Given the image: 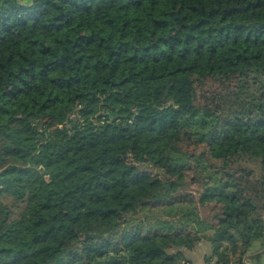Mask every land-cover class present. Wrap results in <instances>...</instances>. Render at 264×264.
Here are the masks:
<instances>
[{"label":"trees","instance_id":"1","mask_svg":"<svg viewBox=\"0 0 264 264\" xmlns=\"http://www.w3.org/2000/svg\"><path fill=\"white\" fill-rule=\"evenodd\" d=\"M203 239L207 263L264 247V0H0V264L192 263Z\"/></svg>","mask_w":264,"mask_h":264},{"label":"rangeland","instance_id":"2","mask_svg":"<svg viewBox=\"0 0 264 264\" xmlns=\"http://www.w3.org/2000/svg\"><path fill=\"white\" fill-rule=\"evenodd\" d=\"M211 86L214 87V86H217V84L211 85ZM211 86H210V84L207 83L205 85V87L203 88V90H205V89L211 90L212 89ZM200 91H201V89H200ZM197 149L200 152V151L203 150V147H199ZM207 161L206 162L210 164V168L209 169H212V170L213 169L214 170L215 169H218L219 170L218 175L219 176H224V172H223L224 166L222 165L221 161L216 160V159H214L212 157H210ZM241 164L244 165V166L253 168L257 176L262 173V168H261V165L259 164L258 161H247V160H243L241 162ZM145 166L153 174H156V175L158 174L160 177H165L166 176V172H164L163 169H158V168H156V167H154L152 165H145ZM193 173H194V169H187L186 170L185 177L187 178L188 182H190V184L188 186V190H190L189 192H192V194H194V195L195 194L198 195L205 188V186L207 185V183H206V185L203 184V183H201L200 182V179L198 177L192 178L193 177ZM209 183H211L210 180L208 181V184ZM212 207H213V204L212 203H208L205 208L207 209V211L208 210L209 211H213ZM158 210H159V213L162 212L163 214H165V212H163V209H161V207ZM205 212H206V210H205ZM199 247L201 248V250H204L208 254H211V252H212V243L208 239H203L201 241V243L199 244ZM193 250H195V249H193ZM195 254L196 255L197 254L199 255V251L195 252ZM212 264H214V263H212Z\"/></svg>","mask_w":264,"mask_h":264},{"label":"crops","instance_id":"3","mask_svg":"<svg viewBox=\"0 0 264 264\" xmlns=\"http://www.w3.org/2000/svg\"><path fill=\"white\" fill-rule=\"evenodd\" d=\"M201 243V242H200ZM199 243V244H200ZM199 244L194 248L195 250H187L186 254L191 259V264H216L215 259L207 263L204 259L205 255H209L204 250H201ZM199 251V255L195 252ZM246 264H264V247L261 243H257L253 248V252L245 258Z\"/></svg>","mask_w":264,"mask_h":264},{"label":"built area","instance_id":"4","mask_svg":"<svg viewBox=\"0 0 264 264\" xmlns=\"http://www.w3.org/2000/svg\"><path fill=\"white\" fill-rule=\"evenodd\" d=\"M182 264H191L190 262L184 261Z\"/></svg>","mask_w":264,"mask_h":264}]
</instances>
